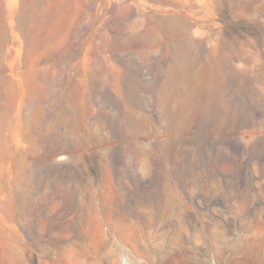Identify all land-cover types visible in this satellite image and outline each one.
<instances>
[{
  "label": "rangeland",
  "instance_id": "rangeland-1",
  "mask_svg": "<svg viewBox=\"0 0 264 264\" xmlns=\"http://www.w3.org/2000/svg\"><path fill=\"white\" fill-rule=\"evenodd\" d=\"M110 255L264 264V0H0V264Z\"/></svg>",
  "mask_w": 264,
  "mask_h": 264
},
{
  "label": "bare ground",
  "instance_id": "bare-ground-1",
  "mask_svg": "<svg viewBox=\"0 0 264 264\" xmlns=\"http://www.w3.org/2000/svg\"><path fill=\"white\" fill-rule=\"evenodd\" d=\"M115 221V220H114ZM132 223V222H131ZM110 224V223H109ZM133 225V224H132ZM131 224L125 222V220H117L115 221V223H113V225H110L109 227L113 230V237H115V239H113L114 241L116 240V243L122 248V251H118V255L119 258H125L127 259V256H134L135 253L140 252L138 250V248L136 247V244L134 242V235L132 232V226ZM109 228V229H110ZM134 228V227H133ZM111 230V231H112ZM134 230V229H133ZM110 231V232H111ZM135 231V230H134ZM105 234V233H104ZM112 234V233H111ZM110 234V235H111ZM108 235V234H107ZM105 236V235H104ZM106 237V236H105ZM112 238V237H111ZM90 239V238H89ZM137 240V239H136ZM102 236H101V231H99V229L97 230L96 234L94 231V236L93 238H91V240L87 241V242H81L79 244L81 249H88L90 250V248L97 250L99 249V245L102 244ZM105 243V240H104ZM138 244V243H137ZM101 246V245H100ZM120 248V249H121ZM88 251V250H87ZM139 254V253H138ZM113 255V254H111ZM110 255V256H111ZM114 256V255H113ZM113 256H111L109 259L113 258ZM116 257V256H115ZM108 258V257H107ZM128 261V260H127ZM139 261V260H138ZM122 264L120 261L116 260V259H111L110 262H107V264ZM137 263V262H136Z\"/></svg>",
  "mask_w": 264,
  "mask_h": 264
}]
</instances>
